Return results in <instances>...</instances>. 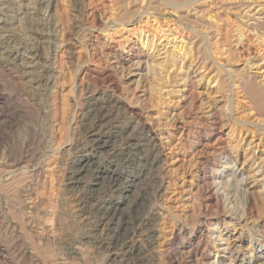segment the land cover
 I'll return each instance as SVG.
<instances>
[{
	"label": "rangeland",
	"instance_id": "1",
	"mask_svg": "<svg viewBox=\"0 0 264 264\" xmlns=\"http://www.w3.org/2000/svg\"><path fill=\"white\" fill-rule=\"evenodd\" d=\"M51 1L53 10L47 15L45 0H0V93L11 95V99L0 100V120L5 121H0V174L23 155L25 148L20 144L30 131H38L41 138H46L30 146L32 154L28 156V169L21 174L22 182L0 190V250L4 251L0 253L3 254L0 264H106L107 248L98 244L100 231L94 226L95 218L87 215L86 219V213L82 215L84 212L77 203V198L84 197L88 191L92 171L87 173L83 169L76 173L75 178L80 177L77 184L69 177L83 155L91 154L89 151L93 148L84 130L85 124H89L87 87L93 88L94 78H102L107 70L120 86L119 92L113 93L117 106L127 103L139 110L142 121L159 141L156 149L159 161L153 168L136 157L124 165L109 152L95 150L94 168L115 170L122 178L121 187L108 197L124 211V221L128 220V227L121 225L116 230L123 241L115 251L124 250L127 242L133 246V254L140 251L150 264H207V260L214 264H264V160L260 162L264 156V115H261L262 109L258 113V105L248 97L251 86L258 94H264V23L256 25L258 21L254 20L260 13L263 14L259 17L264 15V0H198L176 11L164 7L159 0H144L142 8L139 0H134L136 5L134 1L133 5L116 4L114 0ZM210 25L222 38L217 46L223 49L214 45L216 38L210 40V49L224 69L210 59L205 61L206 68L201 67L202 41L206 39L201 34H213L208 29ZM33 46L39 47L36 59L22 53L24 48ZM128 47L143 60L150 55V75L145 73L148 66L127 67L130 62L125 63L124 70L111 67L113 56L126 54ZM185 71H190L191 80L182 77ZM137 73L145 74L141 78ZM244 73L245 80L240 82L238 76ZM247 74L251 76L247 78ZM215 75L219 81L215 80ZM75 99L79 104H75ZM210 102L215 107L217 123L212 126L202 120L207 116ZM112 104L108 103L104 111L113 107ZM112 109L108 111L110 119H105L104 129H101L106 133L109 130L108 145L114 151L121 148L120 132L134 133V123L125 124L127 118L115 117L117 111L122 114V109ZM187 127L193 132L204 129V132H213L212 137L208 134L210 144L196 151L192 141L196 136L189 134ZM52 128L58 130H55L57 140L53 138L58 148L53 151L50 146L54 140L47 141ZM229 144L238 145V163L234 170L238 166L252 170L245 184L227 175L229 171L221 172L229 158ZM53 152L60 154L52 156ZM47 154H52L49 162ZM243 155H247L244 163ZM23 170V167L18 169ZM238 171L237 178L245 180V175ZM222 174L227 175L223 184L218 178ZM151 175L162 178L163 185L156 193L152 188H145L146 177ZM4 176L2 179L7 183L9 175ZM22 189L32 192L30 204ZM208 194L212 197L211 204L206 202ZM133 206L138 209L130 212ZM31 210L32 218H27ZM138 216L150 221V245L146 234L130 235L137 227L135 218ZM121 221L118 224L124 222ZM214 221L220 223L208 230ZM13 222L18 226L14 232L10 227ZM108 232L105 230L103 237ZM219 233L229 236L230 251L219 249L224 242L218 240ZM183 244L195 245L198 255H192ZM71 247L77 249L74 251ZM200 252L207 256L206 261L200 257ZM132 256L128 263L138 264Z\"/></svg>",
	"mask_w": 264,
	"mask_h": 264
},
{
	"label": "bare ground",
	"instance_id": "2",
	"mask_svg": "<svg viewBox=\"0 0 264 264\" xmlns=\"http://www.w3.org/2000/svg\"><path fill=\"white\" fill-rule=\"evenodd\" d=\"M28 1V0H27ZM44 0H41V2H43ZM115 2H116V4H118V3H131L132 1H134V0H114ZM136 2H137V0H135ZM133 2L135 5H136V2ZM145 1H149V0H145ZM151 1V0H150ZM159 1H161L160 3H161V5H163L164 7H169V8H171L172 10H181V8H183V7H189L190 5H192L193 3H195L196 1H198V0H159ZM14 2V1H13ZM143 2H144V0H139V7H141L142 6V4H143ZM133 3H131V4H133ZM137 3V4H138ZM145 3H147V2H145ZM42 4V3H41ZM133 4V5H134ZM148 4V3H147ZM19 5V4H18ZM127 5V4H126ZM259 6V5H258ZM39 7V6H38ZM134 7V6H133ZM138 7V8H139ZM163 7V8H164ZM142 8V7H141ZM40 9V8H39ZM44 9H45V12L44 13H46L47 15H50V13H51V10H53V4H52V1L51 0H45V3H44ZM140 9V8H139ZM143 9H145V8H143ZM185 9V8H184ZM142 10V9H141ZM188 10V9H187ZM39 11V10H38ZM41 11V10H40ZM144 11V10H143ZM250 12V11H249ZM44 13H43V15H44ZM53 14V13H52ZM140 14V13H139ZM142 14V13H141ZM248 14V13H247ZM261 14H263V13H260V15ZM260 15H258V17L256 18V19H254V20H257L258 22H256L255 24L256 25H263V23H264V15H262L261 17H259ZM52 16V15H51ZM185 16V15H184ZM45 17V16H44ZM48 17H50V16H48ZM53 17V16H52ZM47 18V17H46ZM45 18V19H46ZM51 18V17H50ZM49 18V19H50ZM54 18L55 17H53L52 19H51V21L53 20L54 21ZM47 20V19H46ZM6 22V21H5ZM48 22V21H47ZM260 22V23H259ZM122 23V22H121ZM47 24L48 23H46V26H47ZM52 24H54V23H52ZM49 25V24H48ZM201 25H203V23L201 22ZM2 27V26H1ZM47 27H49V26H47ZM52 27V26H51ZM56 27V26H55ZM204 27V26H203ZM206 27H208V26H206ZM213 25L211 26H209L208 27V29L210 28L211 29V33H213V34H209L210 35V37H209V35L208 34H206V33H203L202 32V34L201 35H203V37L204 38H206V39H204V41H202V46H203V49L201 50V52H202V54H201V56H200V63L202 64V66L201 67H204V64H205V61L206 60H208V59H210V60H212V63L213 64H217L218 65V59L215 57V53H214V51H212L211 49H210V47H211V45L212 44H210V43H212V42H210V40L212 39V38H216L215 40H216V42L214 43V45L215 46H217V44H220L222 41H220L222 38L220 37H218V34H216L215 32L217 31V29H213ZM36 29V28H35ZM52 29V28H51ZM194 29H195V27H194ZM47 31V30H46ZM35 32L36 33H38V31H36L35 30ZM43 32V31H42ZM48 32H49V30H48ZM199 32V31H198ZM201 32V31H200ZM199 32V33H200ZM47 33V32H46ZM40 34H42L43 35V33H41L40 32ZM2 35V34H1ZM12 35V34H11ZM38 35V34H37ZM242 34L240 33L239 34V36H241ZM4 36V35H3ZM2 36V37H3ZM1 38V37H0ZM6 39V38H5ZM209 39V41H208V43H207V40ZM2 41V40H1ZM7 40H5V42H6ZM37 41V40H36ZM46 41V40H45ZM48 41H52V40H48ZM49 43V42H48ZM21 44V43H20ZM103 44H105V43H103ZM103 44H102V46H103ZM135 44V43H134ZM192 44V43H191ZM1 45V44H0ZM25 45V44H24ZM106 46H107V44H105ZM109 45V44H108ZM146 45H147V43H146ZM5 46V45H4ZM6 47V46H5ZM14 47V46H13ZM26 47V46H25ZM108 47V46H107ZM200 47V46H199ZM217 47H220V46H217ZM10 48V47H9ZM17 48V47H16ZM30 48V47H29ZM221 49H223V46H221L220 47ZM2 49H5L4 47L2 48ZM201 49V48H200ZM11 51V50H10ZM8 52V51H7ZM6 52V53H7ZM127 53L126 54H124V55H118L117 53L113 56V60L110 62V63H112V65H111V67L113 68V67H115V69H116V67L118 66V67H120L121 68V70H124L125 68H126V66H125V63L126 62H130V64L129 65H127V67H134V68H145V67H147L148 66V70H146V74H148L149 73V75L152 73V72H150V71H152V67L150 68V65H151V63H150V55H146V59L145 60H143V58H141V55L138 53V52H135V50H133V48L132 47H128V51H126ZM22 53H26L25 55L26 56H29V57H31V58H35L36 59V56L38 57V55L40 54V52H39V47L38 46H33L32 48H30V49H23L22 50ZM108 53H110V52H108ZM198 53H199V50H198ZM15 54V53H14ZM112 54V53H111ZM13 55V54H12ZM18 55V54H17ZM21 55V54H20ZM11 57V56H10ZM23 58V57H22ZM38 59V58H37ZM22 60V59H21ZM24 60V59H23ZM29 61H30V59H29ZM9 62V61H8ZM21 62V61H20ZM34 62V61H33ZM36 62H37V60H36ZM23 63H25V61L23 62ZM22 63V64H23ZM27 63V62H26ZM26 63H25V65H26ZM146 65H145V64ZM37 64V63H36ZM143 64H144V66H143ZM24 65V64H23ZM29 65V64H28ZM14 66H16V65H14ZM219 67H221L222 69H224L225 68V66L224 65H222V66H220V65H218ZM4 67V66H3ZM26 67H27V65H26ZM34 67V66H33ZM37 68H38V66H37ZM123 68V69H122ZM204 68H206V67H204ZM130 69V68H129ZM147 69V68H146ZM151 69V70H150ZM36 70V69H35ZM111 70V69H110ZM120 70V71H121ZM23 71H25V70H23ZM27 71V70H26ZM30 71H33V70H30ZM114 71H116V70H114ZM227 71V70H226ZM29 72V71H28ZM43 72V71H42ZM32 73V72H31ZM33 73H34V71H33ZM37 73H38V71H37ZM133 73H135V72H133ZM140 73H142V72H140ZM140 73H137V74H139L140 75ZM144 73V74H145ZM154 73V72H153ZM242 73V72H241ZM30 74V73H29ZM28 74V75H29ZM46 74V73H45ZM121 74V73H120ZM136 74V73H135ZM144 74H141L140 75V77L141 76H143ZM40 75H41V73H40ZM87 75H89L88 73H87ZM138 75V76H139ZM184 76H182V77H185V80H191L190 79V77L191 76H189L190 75V71H185L184 72V74H183ZM229 75H231V74H229ZM30 76V75H29ZM42 76H43V74H42ZM121 76V75H120ZM138 76H137V78H138ZM148 76V75H147ZM250 76H251V74H250ZM248 74H247V78L248 77H250ZM263 76V75H262ZM139 77V78H140ZM182 77H181V79H182ZM230 77V76H229ZM245 77H246V75H245V73L244 74H240L239 76H238V80H240V82L242 81V80H245ZM41 78V77H40ZM39 78V79H40ZM43 78V77H42ZM139 78H138V80H139ZM142 78V77H141ZM145 78V77H144ZM143 78V79H144ZM215 80L216 81H219V77L217 76V75H215ZM253 78V77H252ZM251 78V79H252ZM256 78V77H255ZM36 79V78H35ZM38 79V78H37ZM38 79V80H39ZM46 79V78H45ZM44 79V80H45ZM93 79V78H92ZM180 79V80H181ZM38 80H37V83H38ZM43 81V80H42ZM41 81V82H42ZM184 81V80H183ZM256 81V80H255ZM258 81V80H257ZM257 81H256V83H257ZM46 82V81H45ZM44 82V83H45ZM90 82V81H89ZM93 82V83H92ZM91 83L93 84V88H88L87 87V92L86 93H88V95L86 94V96H87V111H86V114L88 115V118H89V124H85V125H87V127H86V129H84V130H86V132H87V134H88V136H89V138H87L86 140L88 141V142H91V144H92V149H91V151H89V153H91V154H85V155H83V157H82V159L80 160V163H79V166L78 167H74V171H73V173L74 174H71L70 175V177H69V179H72L73 181H72V183L73 184H77V182L79 181L78 179L80 178V177H77V178H75L76 177V173H78V172H80L81 170H86L87 171V173H88V170H90L89 172H91L90 174L92 175V179H91V183H90V185L88 186V191L86 192V194H85V196L84 197H82V196H80V197H78L77 198V203H78V205H79V209L81 210V212L83 211L84 213H82V215L84 216V214L86 213V216H85V218L87 219L88 217H87V215L89 216V215H91V216H93L94 218H95V227L97 228V230H99L100 231V233H99V235H98V244H104V245H106L105 247L107 248L106 250H107V254H106V256H108V260L106 261V264H131V263H128V261H129V259L131 258V256H132V252L134 251L133 250V246L132 245H129V244H127V242H125V248H124V250H122L121 252H116L115 250H116V247L118 246V245H122V239L120 238V237H118V235H117V232L118 231H116V230H119V227L121 226V225H125V227H128L127 225H128V220L125 222L124 221V219H123V217L125 218V216L126 215H124L123 214V212H122V209H120V207L118 206V204L116 203V202H114V201H112V199L111 198H108V197H111L112 196V192L114 191V190H118L121 186V174L119 173V172H115V170H105V171H103L102 169H99V168H94V164H96L95 162H96V156H95V150H100V153L101 152H109L110 154H112V157H117V158H120L121 160H122V163L125 165L126 163H129V162H131L132 160H133V158H137L138 160H139V162H140V160L142 161H144L145 162V164H147L148 166H150V168H153L152 166L153 165H155L158 161H159V155H158V153H157V139H156V137H155V135H154V132H152V130H151V128L149 127V126H147L143 121H142V118H141V116H140V114L141 113H139L138 111H137V109H135L133 106H131L130 104H123L122 106H120V104H118V106H117V102L115 101V99L113 98V93H115V92H119V90H120V86H119V84H118V82L116 81V79L114 78V75L112 74V72H110L109 70H107V71H105V73L103 74V76H102V78H100V77H95L94 78V80L92 81ZM140 82V81H139ZM259 83L261 82V81H258ZM40 83V82H39ZM188 83H189V81H188ZM248 83V82H247ZM42 84V83H41ZM1 85V84H0ZM39 85V84H38ZM91 85V84H90ZM241 85V84H240ZM92 86V85H91ZM243 86V88H244V90H245V88H246V86H245V84H243L242 85ZM245 86V87H244ZM251 86V85H250ZM77 87V86H76ZM90 87V86H89ZM184 87V86H183ZM185 88V87H184ZM190 88V87H189ZM248 88V87H247ZM250 88V87H249ZM248 88V89H249ZM82 89H85V88H82ZM248 89H246L247 91H249ZM108 91L110 92V93H108ZM184 91V90H183ZM187 91H188V89H187ZM1 92V91H0ZM74 92V91H73ZM189 92H191L192 93V91L189 89ZM184 95V94H183ZM187 95H188V93H187ZM264 95V94H263ZM263 95H261V94H258L255 90H254V88H253V86H251V88H250V91H249V96L248 97H250L254 102H255V105L257 104L258 105V113L261 111V109H262V111H261V113H263V114H261V115H264V112H263V107H264V99H263ZM76 98L77 99H79L78 97H77V95H76ZM184 98H185V95H184ZM8 99H11V95H5V94H3V93H0V100H8ZM181 99V98H180ZM183 99V98H182ZM76 100V99H75ZM74 101V100H73ZM1 102V101H0ZM7 102V101H6ZM110 102H112V103H114V105H113V107H109V109H108V111L110 110V108L112 109V108H115L116 110L117 109H119V111H121V109H122V114H121V112H118L117 111V113H115V117L116 116H119V117H121L122 119L123 118H127V120H126V122H125V124H129L130 122H133L134 123V128H132L133 129V132L134 133H125V131H124V133L125 134H123V131L122 132H120V135L119 134H117V135H119V140H118V142H119V146H121V148L119 149V150H114L113 151V147H111V146H109L110 144V142H109V130L107 131L108 133H106V131H103L101 128H103V126H104V124H106V120H108V119H110V118H108V116H109V113H108V111L107 112H105L104 110H107V105H108V103L110 104ZM252 102V101H251ZM79 104V102H78V100H76L75 101V104ZM125 103V102H124ZM1 104V103H0ZM6 104H8V103H6ZM5 104V105H6ZM4 105V104H3ZM72 105V104H71ZM15 106V105H14ZM79 106V105H78ZM260 106V107H259ZM7 107H9V106H7ZM106 107V108H105ZM208 111H207V116H204L203 118H202V120H204L207 124H210V126H212V125H214V123H215V119H216V117H215V107L212 105V102H210V104H208ZM217 108V107H216ZM257 108V107H256ZM9 109V108H8ZM14 109H16V107L14 108ZM114 109V110H115ZM2 110V109H1ZM7 110V109H6ZM113 110V109H112ZM84 111V112H85ZM74 112V111H73ZM116 112V111H115ZM83 113V112H82ZM177 113V112H176ZM73 114V113H72ZM114 114V113H113ZM260 114H259V116H260ZM66 115V114H65ZM65 115H63V117L65 116ZM75 115V114H74ZM74 115H72V116H74ZM83 116V115H82ZM86 116V115H85ZM66 117V116H65ZM261 117V116H260ZM6 118V117H5ZM108 118V119H107ZM262 118L263 117H261V121H262ZM1 119V118H0ZM2 119H4V117L2 118ZM106 119V120H105ZM111 119H113V118H111ZM171 119V118H170ZM176 119V118H175ZM175 119H174V121H175ZM264 119V118H263ZM56 120V119H55ZM260 120V119H259ZM258 120V121H259ZM1 121V120H0ZM9 121V120H8ZM88 121V120H87ZM2 123H4L5 121H1ZM107 122H109V121H107ZM58 123V122H57ZM169 123V122H168ZM167 123V124H168ZM6 124V123H5ZM109 124V123H108ZM121 124V123H120ZM171 124V123H170ZM215 124H217V123H215ZM3 125V124H2ZM9 125V124H8ZM53 126V125H52ZM57 126V125H56ZM68 126H69V124H68ZM68 126H67V128H66V130H68ZM1 127V126H0ZM3 127V126H2ZM133 127V126H132ZM216 127V126H215ZM55 128H57V127H55ZM129 128V127H128ZM188 128V129H187ZM186 129L188 130V132H189V134H191L190 132H192V135L193 136H196L195 138H194V140H192L193 141V147H194V149H196V151H201V150H203V148H205L207 145H209L210 144V138L213 136L212 135V133L213 132H209V133H207V132H204V131H206V129H204V131L202 132L201 130L199 131V130H197V131H195V132H193V131H191V128L190 127H187ZM232 128V127H231ZM2 129V128H1ZM104 129V128H103ZM55 130H57V129H54V128H52L51 129V131H50V134H49V136H48V142L49 143H51V141L52 140H54L53 138H55ZM70 130V129H69ZM68 130V131H69ZM111 130V129H110ZM135 130V131H134ZM58 131V130H57ZM68 131H66V133H68ZM119 131V130H118ZM72 132V131H71ZM128 132V131H127ZM66 133H65V135H66ZM112 133V132H111ZM119 133V132H118ZM3 134V133H2ZM208 134H211L210 136L208 135ZM87 136V135H86ZM157 136V135H156ZM67 137H68V135H67ZM70 137V136H69ZM118 137V136H117ZM188 137V136H187ZM41 139H46V138H41V133H39L38 131H34V130H32V131H30L26 136H25V140H24V142H23V144H20L21 145V147L23 148H25L24 149V153H22L23 155L18 159V161H15V163L14 164H11V166H10V168L9 169H7L6 168V170L4 169L3 170V172L7 175H9L8 177H7V180H8V182L7 183H4V180L2 179V178H4L5 176V174L3 173V174H0V190H1V188L2 187H4V186H7V187H9L10 185H17V184H19V183H21L22 182V180H23V176H21V174L23 173V172H25V170H27L28 169V161H29V157L28 156H30V153H29V149H31L30 148V146L31 145H36V144H39L40 143V141H41ZM56 139V138H55ZM117 139V138H116ZM159 139V138H158ZM193 139V138H192ZM57 140V139H56ZM56 140H54L53 142H52V144H51V150L53 151V150H57V148H58V145L57 146H55L56 144H58V142L56 141ZM85 140V139H84ZM112 140V139H111ZM46 141V140H45ZM60 141V140H59ZM159 142V141H158ZM191 142V141H190ZM20 143V142H19ZM113 143V142H112ZM111 143V144H112ZM45 144V143H44ZM79 144V143H78ZM109 144V145H108ZM46 145H48V143H46L45 144V146ZM77 145V144H76ZM81 145H82V143H81ZM38 146V145H37ZM36 146V147H37ZM40 146V145H39ZM54 146H55V148H54ZM61 146V145H60ZM79 146V145H78ZM78 146H76V147H78ZM83 146V145H82ZM257 146V145H256ZM34 147V146H33ZM35 147V148H36ZM110 147V148H109ZM80 148V147H79ZM78 148V150H80ZM33 149V148H32ZM31 149V150H32ZM22 150V149H21ZM42 150V149H41ZM65 150V149H64ZM159 150V149H158ZM43 151V150H42ZM41 151V152H42ZM58 151H59V149H58ZM67 151H69V150H67ZM23 152V151H22ZM44 152H46V151H44ZM79 152V151H78ZM28 153H29V155H28ZM54 154L52 155V154H47L46 155V159H47V162H49V158H50V160H51V157L52 156H54V155H56V153H59V152H53ZM233 153H236L235 155L233 154ZM32 154V153H31ZM60 154V153H59ZM63 154V153H62ZM65 154V153H64ZM104 154V153H103ZM238 145L237 144H235V145H230L229 144V158L227 159V160H225V162H224V166H223V168H222V170H221V172H228L229 171V173L227 174V175H229L232 179H234V180H236V181H238L239 183H241V184H245L246 183V179H247V176H251V168L249 167V169L248 168H246V167H240L239 168V166L237 167V169H239V173L242 175V174H244L245 176V180H243V178L241 177V178H237V176L239 175L238 173H237V169H235L234 170V166L236 165V162H237V156H238ZM262 154V153H261ZM43 155V154H42ZM48 155H49V157H48ZM50 155H52L51 157H50ZM10 156V155H9ZM33 156V155H32ZM41 156V155H40ZM57 156V155H56ZM63 156V155H62ZM101 156V155H100ZM244 156V161H243V163L245 162V160H247L246 159V156L247 155H243ZM251 156V155H250ZM58 157V156H57ZM264 157V156H263ZM261 158L260 159V162L262 161V160H264V158ZM31 158V157H30ZM35 158V157H34ZM45 157H43V159H44ZM54 158V157H53ZM251 158V157H250ZM32 159V158H31ZM30 159V160H31ZM38 159V158H37ZM45 159V160H46ZM115 159V158H114ZM53 160V159H52ZM79 160V159H78ZM118 160V159H117ZM119 161V160H118ZM142 161V162H143ZM254 161V160H253ZM46 162V163H47ZM54 162H56V161H54ZM97 162H98V160H97ZM135 162V161H134ZM143 162V163H144ZM22 163H24V165H22ZM30 163V162H29ZM104 163V162H103ZM238 163V162H237ZM251 164V163H250ZM130 165V164H129ZM24 168V170L22 171V172H20V171H18V169H20V168ZM262 167V166H261ZM141 168V167H140ZM158 168V167H157ZM39 169V168H38ZM42 169V168H41ZM258 169H259V167H258ZM264 169V168H263ZM30 170V169H29ZM43 171V170H42ZM259 171V170H258ZM263 172V171H262ZM1 173V172H0ZM28 173V172H27ZM246 173V174H245ZM226 174H222L221 176H218V178H221V184H223L224 183V178L226 179V176H227ZM75 178V179H74ZM126 178V177H125ZM204 178V177H203ZM32 180V179H31ZM162 178L161 177H159V176H154V175H151V176H149V177H146V189H147V187H149V189L150 188H152L153 190H154V192L156 193V191H158L159 190V188H160V186H161V184H162ZM218 180H220V179H217V181ZM229 179H227V181H228ZM25 183V182H24ZM214 183H215V180H214ZM30 185H31V183H29ZM72 184V185H73ZM233 184V183H232ZM26 185V184H25ZM30 185H28V187L30 186ZM163 185V184H162ZM228 185V184H227ZM240 185V184H239ZM231 186V185H230ZM225 187V186H224ZM223 187V188H224ZM229 188V187H228ZM4 189V188H3ZM6 189V188H5ZM145 189V190H146ZM148 189V190H149ZM152 189H150V190H152ZM219 189V188H218ZM244 189V188H243ZM247 189V188H246ZM8 190V189H7ZM7 190H5V191H7ZM17 190V189H16ZM20 190V189H19ZM23 190V189H22ZM30 190V189H29ZM121 190V189H120ZM144 190V191H145ZM220 190V189H219ZM224 190V189H223ZM4 191V190H3ZM18 191V190H17ZM24 192H25V194H26V197H28V198H26V199H29V201L27 200L26 202H29L28 204H30V200H31V195H30V193H32V192H30L29 193V191H26L25 189L23 190ZM31 191V190H30ZM160 191V190H159ZM217 191V190H216ZM1 192V191H0ZM20 192H22V191H20ZM218 192V191H217ZM3 193V192H2ZM84 193V192H83ZM133 193V192H132ZM142 193V192H141ZM78 194V193H77ZM7 195V194H6ZM5 195V196H6ZM20 195V194H19ZM19 195H17V196H19ZM22 195V194H21ZM3 196V195H2ZM208 197H207V200H206V202H207V204H211V202H212V197H211V195H207ZM8 197V196H7ZM7 197H6V200H8L9 201V199H7ZM122 197V196H121ZM9 198V197H8ZM37 200V199H36ZM34 201H35V199H34ZM250 201L252 202V200H251V198H250ZM24 202V201H23ZM76 202V201H75ZM126 202V201H125ZM76 203V204H77ZM130 203V202H129ZM10 204V203H9ZM21 204V203H20ZM27 204V203H26ZM11 205H12V203H11ZM15 205V204H14ZM32 206H33V204H31ZM132 205V204H131ZM15 206H17V205H15ZM20 206V205H19ZM22 206V205H21ZM24 206H26V205H24ZM136 206H138V205H136ZM135 206H133V207H131L130 208V212H131V210L132 211H136L137 209H136V207L134 208ZM11 208V207H10ZM19 208V207H18ZM25 208V207H24ZM23 208V209H24ZM31 209V207H26V209ZM33 208L35 209V207L33 206ZM134 208V209H133ZM8 209V208H7ZM14 210V209H13ZM37 210V209H36ZM80 210H78V211H80ZM31 212H33L32 210L30 211V213L29 212H27V214H30V215H28L27 216V218H32V214H31ZM36 212V211H35ZM26 213V212H25ZM24 213V214H25ZM49 213V212H48ZM80 213V212H79ZM26 214V215H27ZM136 215V214H135ZM139 215V214H138ZM36 216V215H35ZM80 216V215H79ZM137 216V215H136ZM17 218H19V217H17ZM26 218V219H27ZM84 218V219H85ZM90 218V217H89ZM121 219H122V221H124L123 223H119L118 224V222L119 221H121ZM134 219V218H133ZM33 221V220H32ZM32 221H31V223H32ZM83 221V220H82ZM121 221V222H122ZM130 221V220H129ZM135 222L137 223V227H135V228H133V230L132 231H130L129 229V231L131 232L130 233V235L131 234H134V233H138L139 232V234H141L142 236L143 235H147L146 236V239H147V242L149 243V245H150V243H151V241H152V238H151V233L148 231V228H149V223H150V221H147L144 217H141V216H138L137 218H135ZM135 222L133 221V223L135 224ZM204 222V221H203ZM20 223H21V221H20ZM34 223V222H33ZM86 223V222H85ZM125 223V224H124ZM153 223V222H152ZM220 223V221H214L213 223H211L210 225L211 226H208V230H210V229H215L216 227H217V225ZM18 224V223H17ZM26 224V223H25ZM134 224H132V225H134ZM12 224H10V227H12V231L14 232V230L16 231V228L18 227H16L15 225V223L13 222V225L11 226ZM33 225V224H32ZM89 225V224H88ZM207 225V224H206ZM21 226V225H20ZM29 226H30V224H29ZM153 226V225H152ZM35 227V226H34ZM40 227L42 228V226L40 225ZM207 227V226H206ZM212 227V228H211ZM221 227V226H220ZM220 227H218V228H220ZM84 228V227H83ZM95 228V229H96ZM132 228V227H131ZM30 229V228H29ZM32 229H34V228H32ZM207 229V228H206ZM262 229H263V227H262ZM18 230V229H17ZM45 230V229H44ZM105 230H109V232H111V234L108 232L107 233V236L106 237H103V233L105 232ZM125 230H127L126 228H125ZM151 230V229H150ZM42 231V230H41ZM218 231V230H217ZM40 232V231H39ZM107 232V231H106ZM200 232V236H201V234H202V230H200L199 231ZM16 233V232H15ZM19 233V232H18ZM17 233V234H18ZM95 233V232H94ZM127 233V232H126ZM214 233V232H213ZM91 234V233H90ZM85 235V234H84ZM105 235V234H104ZM18 236V235H17ZM87 236V235H86ZM127 236H128V234H127ZM137 236V235H136ZM179 236V235H178ZM218 237V240H223L224 242L223 243H220L222 246H220V250L221 251H223V252H227V251H230V249H232L231 248V241H229V236H227V234H226V236L225 237H223L222 236V234L221 233H219L218 235H217ZM89 237V236H88ZM125 238V237H124ZM134 238V237H133ZM199 238V237H198ZM217 238H215V239H217ZM231 238V237H230ZM33 239V238H32ZM39 239V238H38ZM41 239V238H40ZM46 239V238H45ZM49 239V238H48ZM67 239V238H66ZM82 239V238H81ZM200 239V238H199ZM20 240V239H19ZM42 240V239H41ZM155 240V239H154ZM31 241V240H30ZM157 241V240H156ZM46 242V241H45ZM69 242V241H68ZM79 242V241H78ZM189 242L190 241H188V243L187 244H189ZM33 243V242H32ZM47 243V242H46ZM75 243V242H74ZM31 244V243H30ZM187 244L185 245V244H183V247L184 248H186L185 246H187ZM34 245V244H33ZM120 245V246H121ZM185 245V246H184ZM25 246V245H24ZM94 246H96L95 244H94ZM101 246V245H100ZM141 246V245H140ZM188 247V246H187ZM67 248V247H66ZM72 248V247H71ZM75 249H77V247H74ZM24 249H26V248H24ZM75 249H73L72 248V250H74L75 251ZM188 249V251H190V253H192V255H198V250L195 248V245H191L190 247H188L187 248ZM27 250V249H26ZM25 250V251H26ZM31 250V249H30ZM79 250V249H78ZM105 250V249H104ZM105 250V251H106ZM139 250V249H138ZM24 251V252H25ZM67 251V250H66ZM120 251V250H119ZM4 251L3 250H0V253H3ZM6 252V251H5ZM69 252V251H68ZM77 252H79V251H77ZM135 252V251H134ZM233 252V251H232ZM72 253V252H71ZM85 253V252H84ZM28 254H30V253H28ZM27 254V255H28ZM68 255H69V253H67ZM75 254V253H74ZM3 255V254H2ZM1 254H0V256H2ZM80 255V254H79ZM190 255V254H189ZM7 256V255H6ZM31 256H32V253H31ZM35 256V255H34ZM233 256V255H232ZM28 257V256H27ZM36 257V256H35ZM35 257H33V258H35ZM200 257L204 260V261H206L207 260V256H205L202 252H200ZM37 258V257H36ZM76 258V257H75ZM132 258L136 261V263H138V264H150V261H147L145 258H144V256H142V254H141V252L140 251H138L137 253H134L133 254V256H132ZM193 258V257H192ZM62 259H64V258H62ZM199 259V258H198ZM36 260V259H35ZM56 260V259H55ZM231 260V259H230ZM38 261H39V259H38ZM72 261V260H71ZM70 261V262H71ZM35 262V261H34ZM37 262V261H36ZM35 262V263H36ZM60 263V262H59ZM83 263V262H82ZM135 263V262H134ZM231 263V262H230ZM229 263V264H230ZM37 264H40L39 262H37ZM42 264V263H41ZM57 264V263H56ZM206 264V263H205ZM207 264H214V262L213 261H208L207 260ZM226 264H228V263H226Z\"/></svg>",
	"mask_w": 264,
	"mask_h": 264
}]
</instances>
